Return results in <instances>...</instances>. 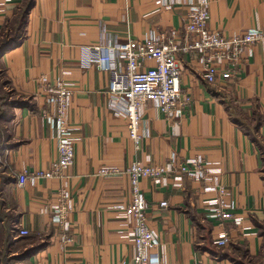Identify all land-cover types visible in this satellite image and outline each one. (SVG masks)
<instances>
[{"label":"crops","instance_id":"crops-1","mask_svg":"<svg viewBox=\"0 0 264 264\" xmlns=\"http://www.w3.org/2000/svg\"><path fill=\"white\" fill-rule=\"evenodd\" d=\"M186 1L168 8L160 0H0V40L29 8L21 42L0 54V256L16 264L131 263L129 175L99 171L137 160L166 164L175 154L179 160L200 155L219 166L227 198L243 219L237 225L210 217L207 201L216 194L199 181L166 187L142 178L160 264H264V41L250 47L229 77L223 67L212 83L197 53L180 51L181 87L191 105L183 117L168 118L149 102L142 109L140 149L122 107L110 105V73L81 65L88 45L141 40L150 29L183 33ZM210 2L209 29L228 36L264 30V0ZM43 78L75 88L68 118L76 160L65 179L20 187L19 173L48 169L59 157L57 133L43 114L51 108ZM63 185L74 197L67 232L52 213ZM164 201L168 206L160 205ZM20 228L29 234L19 235ZM223 232L230 234L227 246L215 243Z\"/></svg>","mask_w":264,"mask_h":264},{"label":"built area","instance_id":"built-area-1","mask_svg":"<svg viewBox=\"0 0 264 264\" xmlns=\"http://www.w3.org/2000/svg\"><path fill=\"white\" fill-rule=\"evenodd\" d=\"M180 2L183 0H160L161 5L168 8ZM210 3V0L186 1L189 9L183 33L177 29H150L141 40L97 43L82 50L83 67L94 66L110 73V105L114 109L122 107L120 112L128 118L129 135L137 149L141 148L143 142V134L140 133L142 109L149 102H154L168 118L183 117L186 106L191 105V97L184 94L181 87L182 71L177 58L180 51L196 52L205 78L212 83L218 79L223 67L227 70L222 74L229 77L230 71L243 63V57L249 56L250 47L264 41V30L260 28L239 30L232 36L209 29ZM45 82H48L47 78H43ZM43 88L45 102L51 107L43 114L57 133L59 157L48 169L19 173L20 187L41 178L65 179L69 177V170L76 160L77 139L68 118L75 88L64 81L48 82ZM99 173H127L130 178L132 199L125 212L131 227L129 236L135 245V255L129 264H160L159 254L153 251L158 246V234L149 225V203L141 187L142 178H150L156 185L166 187H182L186 178L199 181L205 192L216 194L207 201L210 217L222 223L231 220L237 225L243 219L227 198L230 193L222 182V169L200 155L179 160L173 154L166 164L137 160L124 169L104 166ZM160 205L166 207L168 203L164 201ZM73 211L74 197L63 185L56 193L52 213L53 221L64 232L71 230L69 215ZM18 234L28 235L29 231L20 228ZM229 242V232H223L215 241L219 246H227Z\"/></svg>","mask_w":264,"mask_h":264},{"label":"trees","instance_id":"trees-1","mask_svg":"<svg viewBox=\"0 0 264 264\" xmlns=\"http://www.w3.org/2000/svg\"><path fill=\"white\" fill-rule=\"evenodd\" d=\"M29 8H26L25 14L20 17V24L16 29H13L8 35L5 36L0 42V54L6 50L14 48L18 43L21 42L23 37V24L25 22L26 14ZM6 105V103H4ZM9 105V102L7 103Z\"/></svg>","mask_w":264,"mask_h":264},{"label":"rangeland","instance_id":"rangeland-1","mask_svg":"<svg viewBox=\"0 0 264 264\" xmlns=\"http://www.w3.org/2000/svg\"><path fill=\"white\" fill-rule=\"evenodd\" d=\"M14 27H18V24H16V23H14V24H12ZM11 29V28H10ZM13 31V29H11V31L10 32H12ZM0 42H1V40H0ZM5 93H6V91H5ZM5 93L3 94V95H5ZM0 105H3L2 104V100H0ZM19 232V231H18ZM8 257H7V255H3V256H0V262H1V260H2V263H0V264H5V260H7V262H6V264H16V263H14V262H10L9 261V259H7ZM20 258L21 257H17V261H19L20 260Z\"/></svg>","mask_w":264,"mask_h":264}]
</instances>
